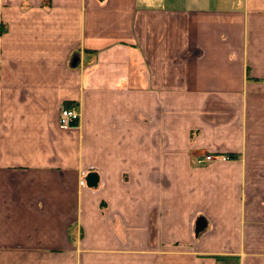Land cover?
<instances>
[{
    "label": "crops",
    "instance_id": "crops-1",
    "mask_svg": "<svg viewBox=\"0 0 264 264\" xmlns=\"http://www.w3.org/2000/svg\"><path fill=\"white\" fill-rule=\"evenodd\" d=\"M221 263L264 264V0H0V264Z\"/></svg>",
    "mask_w": 264,
    "mask_h": 264
},
{
    "label": "built area",
    "instance_id": "built-area-1",
    "mask_svg": "<svg viewBox=\"0 0 264 264\" xmlns=\"http://www.w3.org/2000/svg\"><path fill=\"white\" fill-rule=\"evenodd\" d=\"M79 106L71 105V106H62L60 115H59V124L62 129L68 130L75 127L80 119L81 112ZM216 157L214 155H205L198 157L196 159V163L198 165H203L207 162L213 161ZM222 159H227V157L223 156ZM225 264V263H221Z\"/></svg>",
    "mask_w": 264,
    "mask_h": 264
},
{
    "label": "water",
    "instance_id": "water-1",
    "mask_svg": "<svg viewBox=\"0 0 264 264\" xmlns=\"http://www.w3.org/2000/svg\"><path fill=\"white\" fill-rule=\"evenodd\" d=\"M93 182H94V184H95V182H96V174L91 173V174L89 175V177H88V183L91 185V183L93 184Z\"/></svg>",
    "mask_w": 264,
    "mask_h": 264
},
{
    "label": "rangeland",
    "instance_id": "rangeland-1",
    "mask_svg": "<svg viewBox=\"0 0 264 264\" xmlns=\"http://www.w3.org/2000/svg\"><path fill=\"white\" fill-rule=\"evenodd\" d=\"M71 105H76V104H71ZM71 105H70V106H71ZM78 106H79V105H78ZM61 108H62V107H61ZM61 108H60V111H61ZM78 108H80V107H78ZM59 115H60V113H59Z\"/></svg>",
    "mask_w": 264,
    "mask_h": 264
}]
</instances>
